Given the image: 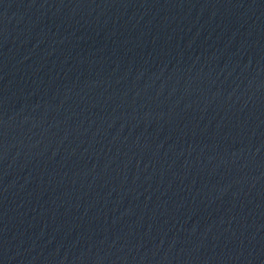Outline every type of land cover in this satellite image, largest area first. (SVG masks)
Masks as SVG:
<instances>
[{
    "label": "water",
    "instance_id": "95a60500",
    "mask_svg": "<svg viewBox=\"0 0 264 264\" xmlns=\"http://www.w3.org/2000/svg\"><path fill=\"white\" fill-rule=\"evenodd\" d=\"M0 264H264V0H0Z\"/></svg>",
    "mask_w": 264,
    "mask_h": 264
}]
</instances>
